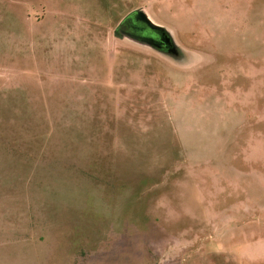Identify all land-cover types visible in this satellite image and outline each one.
<instances>
[{"label": "rangeland", "instance_id": "374dc122", "mask_svg": "<svg viewBox=\"0 0 264 264\" xmlns=\"http://www.w3.org/2000/svg\"><path fill=\"white\" fill-rule=\"evenodd\" d=\"M0 264H264V0H0Z\"/></svg>", "mask_w": 264, "mask_h": 264}, {"label": "flooded vegetation", "instance_id": "af4514ba", "mask_svg": "<svg viewBox=\"0 0 264 264\" xmlns=\"http://www.w3.org/2000/svg\"><path fill=\"white\" fill-rule=\"evenodd\" d=\"M131 25L133 24L131 23ZM135 26V29H131L133 28L132 26L130 27V30L134 31L132 37L135 42H145L143 43L145 46L155 50L157 53L161 54L162 56H166L175 62H180L183 59V52L175 45L168 32H159L149 29L140 21H138ZM120 37L124 38L122 36ZM174 46H176V50L174 49Z\"/></svg>", "mask_w": 264, "mask_h": 264}, {"label": "water", "instance_id": "95a60500", "mask_svg": "<svg viewBox=\"0 0 264 264\" xmlns=\"http://www.w3.org/2000/svg\"><path fill=\"white\" fill-rule=\"evenodd\" d=\"M138 21H140L142 24H144L149 29L156 30V31H159V32H167V30L164 27L154 23L149 18V16L146 14V12L144 10H135L134 12L128 14L125 18H123V20L118 24V26H117V28L115 30V33L118 36H122L125 39H128L130 41L135 42L133 40V37H132V34H133L134 31L130 30V27L132 26L133 28H131V29H135V27H136L135 24ZM131 23L134 26L131 25ZM135 43H137V42H135ZM143 43H145V42H141V43H138V44H141V45L145 46V44H143ZM174 49L176 50V46H174Z\"/></svg>", "mask_w": 264, "mask_h": 264}]
</instances>
